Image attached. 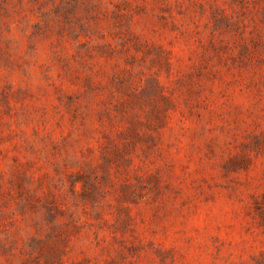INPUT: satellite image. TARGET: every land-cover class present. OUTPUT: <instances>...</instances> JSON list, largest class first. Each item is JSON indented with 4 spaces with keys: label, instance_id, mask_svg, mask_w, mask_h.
<instances>
[{
    "label": "rangeland",
    "instance_id": "374dc122",
    "mask_svg": "<svg viewBox=\"0 0 264 264\" xmlns=\"http://www.w3.org/2000/svg\"><path fill=\"white\" fill-rule=\"evenodd\" d=\"M0 264H264V0H0Z\"/></svg>",
    "mask_w": 264,
    "mask_h": 264
}]
</instances>
